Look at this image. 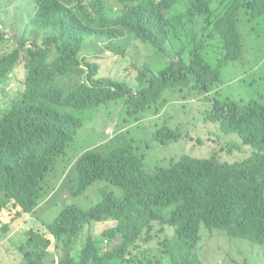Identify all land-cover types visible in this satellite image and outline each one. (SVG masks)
Here are the masks:
<instances>
[{
    "label": "trees",
    "instance_id": "16d2710c",
    "mask_svg": "<svg viewBox=\"0 0 264 264\" xmlns=\"http://www.w3.org/2000/svg\"><path fill=\"white\" fill-rule=\"evenodd\" d=\"M107 1L0 0V24L9 22L8 17L28 20L12 36L16 45L0 54V101L8 99L6 106L0 105V221L10 213L2 197L10 196V188H18L12 205L19 208L21 218L28 215L21 229L27 237L19 247L22 264H55L53 249L59 247L64 255L56 264H127L132 254L129 248L138 246L143 233L144 240L161 237L159 244L170 264H204L194 252L201 223L263 244L261 103L226 102L206 112V120L218 121L222 132L237 134L252 147L251 156L240 164L229 165L214 154L204 158L182 154L148 175L143 154L130 145L106 152L90 150L77 159L65 150L81 126L79 115L69 108L80 112L118 101L97 112L109 110L111 117L122 105L130 115L161 97L163 106L168 90L182 91L189 82L190 90L209 92L220 82L221 69L241 59L242 30L264 14V0ZM0 39L4 40L2 33ZM85 40L100 48L111 45V52L119 53L113 78L99 79L98 63L80 55ZM125 55L129 68L136 72L137 95L118 68ZM20 56L26 73L19 78L12 70ZM134 61L142 62L141 67ZM65 78L71 81L69 88L58 83ZM19 79L22 87L10 97L7 89ZM184 137L178 128L167 125L153 133L162 145ZM56 159L61 169L47 183ZM71 173L77 176L69 187L72 195L82 194L97 180L121 188L123 195L116 197L101 189V200L95 205L86 209L65 205L51 222L43 224L44 233L33 230L29 224L34 221V210L46 195L62 188ZM106 220L114 226L98 234L84 229ZM154 223L159 227L154 228ZM165 225L188 239L183 241L188 252L181 259L170 250L169 237L162 232ZM7 229V223L0 224V231ZM76 246L80 249L74 261L71 253ZM138 262L154 264L148 251Z\"/></svg>",
    "mask_w": 264,
    "mask_h": 264
},
{
    "label": "rangeland",
    "instance_id": "374dc122",
    "mask_svg": "<svg viewBox=\"0 0 264 264\" xmlns=\"http://www.w3.org/2000/svg\"><path fill=\"white\" fill-rule=\"evenodd\" d=\"M111 1L108 0L107 4H111ZM8 18L9 22L0 24V33L4 36V40L0 39V54L10 51L16 45L12 36L17 28L22 29L28 21L18 22V17ZM242 33L243 53L241 59L229 62L221 69L220 82L212 86L209 92L190 90L191 83L189 82L182 91L179 88L168 90L164 94L168 101L163 106V97H161L138 114L130 115L126 113V109L122 105L117 107V111L111 117H108L109 110L97 112L102 106H111L118 101H110L98 108L84 109L80 112L69 108V112L79 115L81 126L75 139L68 143L65 152H68V156L76 154L75 159H77L90 150L106 152L121 145H130L133 150L143 154V169L148 175L154 172L157 167L166 166L170 159H177L182 154L199 158L214 154L216 158L229 165L244 162L251 156L252 147L245 145L239 135L222 132L218 121L205 119L206 112L214 110L217 105L221 106L226 102L241 105L248 101H255L264 106V14L247 23L246 27L244 25ZM84 44L85 47L80 55L98 63V78L102 80L106 79L104 77L113 78L117 74L116 60L119 57V53L111 52L114 47L108 45L100 48L98 43H93L90 40H85ZM210 50L214 51L215 48L211 47ZM127 60L126 55L122 57L118 68L132 89V94L137 95L136 72L129 68ZM134 62L137 67H141L142 62ZM24 64V58L20 56L12 70L19 78L26 73ZM58 83L64 88H69L71 85V81L67 78L59 79ZM21 87L22 83L19 79L16 85L7 89L9 96H14ZM6 101L8 99L0 101V105L6 106ZM124 117L127 119L126 121H124ZM136 118L138 119L136 120ZM163 125L172 129L178 128L186 137L165 145L156 142L153 139V133ZM70 166L71 164L67 171ZM60 169L61 162L56 159L55 168L47 173L45 181L47 183L51 181L56 175L55 171H60ZM76 180V174L71 173L70 180H66L62 188L58 186L55 190L56 194L46 195L40 201L34 210L35 215L31 217L34 221L29 224L33 230L44 233L43 224L51 222L55 214L65 205L74 204L83 209L95 205L101 200L99 192L101 189L112 192L116 197L123 195L121 188L104 180L93 182L82 194L72 195L69 192V187L74 185ZM10 189V196L2 197L6 200L10 213L0 221V224L7 223L8 225L6 232L0 231V264H22V253L19 247L26 242L27 237L21 232V229L22 223L28 215L24 218L18 216L19 208L12 204L19 195V189ZM4 213L7 214V210L4 209ZM111 226H114L113 222L106 220L87 224L84 229L98 234L103 228ZM153 226L154 228L159 227L158 223H154ZM162 232L169 237L170 250L174 256L181 259L188 252L187 246L183 242L188 239L180 237L168 225L163 226ZM198 235L199 241L194 252L204 264H264V243L231 237L223 231L211 230L203 223L199 225ZM145 236L146 233H143L137 241L138 246L129 248L132 250V254L129 256L130 258H126L127 264H139L138 261L144 251H148L154 264H170L168 253L160 247L161 237L144 240ZM74 248L71 256L76 261L80 247ZM53 253L56 264L63 257L64 251L59 247L54 248Z\"/></svg>",
    "mask_w": 264,
    "mask_h": 264
},
{
    "label": "clouds",
    "instance_id": "9594fccd",
    "mask_svg": "<svg viewBox=\"0 0 264 264\" xmlns=\"http://www.w3.org/2000/svg\"><path fill=\"white\" fill-rule=\"evenodd\" d=\"M22 21H24L23 19H21V18H18V22H22ZM2 106V105H1ZM8 230V229H7ZM6 230V231H7Z\"/></svg>",
    "mask_w": 264,
    "mask_h": 264
}]
</instances>
